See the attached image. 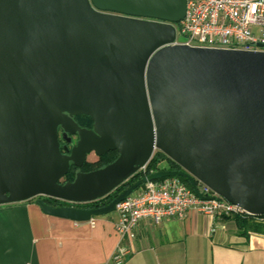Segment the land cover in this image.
I'll use <instances>...</instances> for the list:
<instances>
[{"label": "water", "instance_id": "water-1", "mask_svg": "<svg viewBox=\"0 0 264 264\" xmlns=\"http://www.w3.org/2000/svg\"><path fill=\"white\" fill-rule=\"evenodd\" d=\"M184 12L185 0H0V204L34 199L85 221L146 181L182 176L198 197L199 181L264 214V51L173 43ZM109 151L112 162L61 182ZM155 151L179 168L101 207L46 201L101 198Z\"/></svg>", "mask_w": 264, "mask_h": 264}, {"label": "crops", "instance_id": "crops-1", "mask_svg": "<svg viewBox=\"0 0 264 264\" xmlns=\"http://www.w3.org/2000/svg\"><path fill=\"white\" fill-rule=\"evenodd\" d=\"M118 217L74 221L43 213L34 199L0 204V264H116L117 245L127 249L120 264H264V231L234 216L192 208L182 219L142 220L121 239Z\"/></svg>", "mask_w": 264, "mask_h": 264}, {"label": "built area", "instance_id": "built-area-1", "mask_svg": "<svg viewBox=\"0 0 264 264\" xmlns=\"http://www.w3.org/2000/svg\"><path fill=\"white\" fill-rule=\"evenodd\" d=\"M173 43L264 51V46H261L264 44V0H185L184 16L176 24ZM145 167L138 171H144ZM197 187L202 197H198L177 176L142 183L116 204L119 217L115 230L119 238H132L142 220L158 224L167 218L182 219L192 208L210 215H238L264 225V214L243 210L199 181ZM126 253V248L117 245L111 258L120 264Z\"/></svg>", "mask_w": 264, "mask_h": 264}, {"label": "trees", "instance_id": "trees-1", "mask_svg": "<svg viewBox=\"0 0 264 264\" xmlns=\"http://www.w3.org/2000/svg\"><path fill=\"white\" fill-rule=\"evenodd\" d=\"M75 120V119H74ZM81 127L90 126L92 124V120L86 116V115H78L77 120H75ZM117 157L116 151H109L101 156H99L94 161H85L83 164V168L81 171H89L92 169H96L99 167H102L110 162H112ZM158 162H162L160 166H158ZM179 166L176 164L173 160L168 158L165 154H163L160 151H155L152 155L151 159L146 164L144 171H138L131 175L127 180H125L123 183H121L119 186H117L115 189H113L110 193L107 195L98 198L96 200L82 203L81 206L83 207H101L106 204H108L119 192H121L124 188L131 185L136 180L148 175L151 172H154L156 170H163V169H178ZM181 181L184 182L187 186L191 187L189 181L187 178L182 176H177ZM46 201H48L46 199ZM49 202V201H48ZM50 203V202H49ZM235 220L237 222H247L248 220H245L241 218L238 215H234ZM250 223V228L257 230V231H264V227L261 224H254L251 221H248Z\"/></svg>", "mask_w": 264, "mask_h": 264}, {"label": "flooded vegetation", "instance_id": "flooded-vegetation-1", "mask_svg": "<svg viewBox=\"0 0 264 264\" xmlns=\"http://www.w3.org/2000/svg\"><path fill=\"white\" fill-rule=\"evenodd\" d=\"M73 118H74L75 120H77L78 115L73 116ZM86 127H87V128H91L92 126L90 125V126H86ZM59 133H61L60 130H59ZM71 137H72V138H71L72 141L75 142L76 139H77V136H76V135H72ZM64 144H65V141H64L63 139L60 138V147H61L62 152H64V150L62 149ZM67 146L70 147L69 144H67ZM90 154H91V153H90ZM88 155H89V154H88ZM97 158H98V156H97ZM82 168H83V165H82L81 167H79V168L74 167L73 165H71V168H70L68 174L65 175V176L68 175L67 178L64 179L63 181L61 180V182H65V181H67V180H72L73 177H74L75 172H77L78 170H81ZM65 176H64V177H65ZM64 177H63V178H64ZM46 199H47L51 204H55V205H77V206H81V204L68 203V202H65V201H62V200H58V199H53V198H46Z\"/></svg>", "mask_w": 264, "mask_h": 264}, {"label": "rangeland", "instance_id": "rangeland-1", "mask_svg": "<svg viewBox=\"0 0 264 264\" xmlns=\"http://www.w3.org/2000/svg\"><path fill=\"white\" fill-rule=\"evenodd\" d=\"M178 37H180V36H178ZM87 161H94L95 159H97V157L93 154V153H91V154H89L88 156H87ZM161 164H163L162 162H158V166H160ZM68 176V175H67ZM67 176H65L64 178H62V181L64 180V179H66L67 178ZM113 212H115V210H113Z\"/></svg>", "mask_w": 264, "mask_h": 264}]
</instances>
